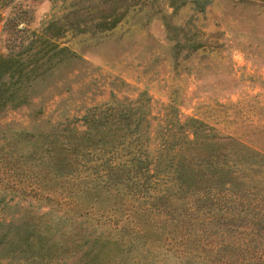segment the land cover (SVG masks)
I'll return each instance as SVG.
<instances>
[{
	"label": "rangeland",
	"instance_id": "1",
	"mask_svg": "<svg viewBox=\"0 0 264 264\" xmlns=\"http://www.w3.org/2000/svg\"><path fill=\"white\" fill-rule=\"evenodd\" d=\"M73 1L84 29L51 39L62 51L40 60L22 102L0 107V253L29 223H51L68 247L39 264H83L80 244L95 237L107 243L94 264H264V0H209L202 11L193 0H129L104 30L92 26L103 19L97 0H0V56L42 52L45 29ZM116 100H140L154 131L203 119L262 157L240 164L241 189L221 202L170 199L157 211L138 191L104 186L98 151V167L57 179L29 155L43 135L81 130L88 109Z\"/></svg>",
	"mask_w": 264,
	"mask_h": 264
},
{
	"label": "trees",
	"instance_id": "2",
	"mask_svg": "<svg viewBox=\"0 0 264 264\" xmlns=\"http://www.w3.org/2000/svg\"><path fill=\"white\" fill-rule=\"evenodd\" d=\"M76 1L82 7V0ZM177 1L181 0L169 3L174 6ZM193 3L196 10L202 11L209 0H193ZM72 5L65 22L63 19L53 21L45 29V36L40 40L42 52L40 49L29 53L33 48L29 46L24 52L29 53L27 58H23L21 52L0 56V107L7 101L22 102L26 86L41 75L38 71L40 60L44 55L51 59L62 51L61 48L55 50L57 46L51 39L59 38L70 29H84L81 26L75 28V21L79 20L84 9H79L74 1ZM94 5L103 19L92 26L104 30L120 21L132 4L129 0H97ZM31 62L33 67L29 68ZM139 101L125 104L116 100L108 105L92 107L83 117V129H71L68 134L43 135L42 139L36 140L35 149L29 155L42 159L48 173L57 179L90 168L92 152L98 151L104 158H101L99 167L106 163L100 169L106 177L104 186L126 187L132 194L138 191L137 196L150 202L149 208L157 211L164 209L170 199L190 197L201 208L205 199L221 202L222 198L240 191V164L249 166L251 154L260 158L262 154L230 135L217 133L203 119L188 118L184 123L159 126V130L154 131L147 118L148 112ZM97 159L93 160L95 167H98L95 164ZM169 213H173L175 218V212ZM68 219L62 216V223ZM29 225L32 229L20 233L0 253V257L9 259L7 264H13L15 257L18 261L23 259L24 264L25 261L30 264L52 261L56 259L57 250L68 247L67 242L54 238L55 225L45 223L42 232L34 229L35 224ZM106 243L99 237L81 243V246L88 245V258L83 264H94Z\"/></svg>",
	"mask_w": 264,
	"mask_h": 264
},
{
	"label": "clouds",
	"instance_id": "3",
	"mask_svg": "<svg viewBox=\"0 0 264 264\" xmlns=\"http://www.w3.org/2000/svg\"><path fill=\"white\" fill-rule=\"evenodd\" d=\"M44 2H45V4L47 5V4L49 3V0H44ZM47 11H48V8H47V7L42 8V9L40 10V17H38V18H42L43 15H44Z\"/></svg>",
	"mask_w": 264,
	"mask_h": 264
}]
</instances>
